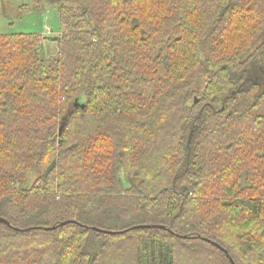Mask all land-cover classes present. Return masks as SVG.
Listing matches in <instances>:
<instances>
[{"label": "trees", "instance_id": "obj_1", "mask_svg": "<svg viewBox=\"0 0 264 264\" xmlns=\"http://www.w3.org/2000/svg\"><path fill=\"white\" fill-rule=\"evenodd\" d=\"M31 1L59 51L0 35V264H264V0Z\"/></svg>", "mask_w": 264, "mask_h": 264}, {"label": "rangeland", "instance_id": "obj_2", "mask_svg": "<svg viewBox=\"0 0 264 264\" xmlns=\"http://www.w3.org/2000/svg\"><path fill=\"white\" fill-rule=\"evenodd\" d=\"M49 28V32H46ZM60 33V24L57 12L49 6L35 7L31 0H0V35L4 34H38L44 39L41 43L39 54L49 63L55 59L59 47L53 38ZM34 172L30 174L29 187L35 180ZM115 245V244H114ZM112 245V246H114ZM112 256L120 254L119 251H110ZM185 254L179 257L176 264H187Z\"/></svg>", "mask_w": 264, "mask_h": 264}, {"label": "water", "instance_id": "obj_3", "mask_svg": "<svg viewBox=\"0 0 264 264\" xmlns=\"http://www.w3.org/2000/svg\"><path fill=\"white\" fill-rule=\"evenodd\" d=\"M197 100L194 99V103H196ZM79 104L77 102L74 103V107H78ZM81 109H83V105L80 106ZM62 130V127L60 128V132ZM76 222L75 221H66V222H62L60 223L58 226H53L51 228H44L43 230L45 231H52V230H55L57 227H64L65 225H68V224H75ZM0 224H3V225H6V226H9V223L6 222L4 219L0 218ZM155 228H158V229H164V227L162 226H151V225H140V226H134L132 227L130 230H137V229H155ZM38 229H42V228H38ZM92 231H95V232H98V233H102V234H108V235H114V234H119V232H108V231H104V230H100V229H97V228H90ZM205 242H208L209 244H212L213 246H215L216 248H218L219 250H221L227 257V259L229 260L230 264H235L233 262V260L229 257V255L227 254V252L225 250H223L219 245L211 242V241H208V240H204Z\"/></svg>", "mask_w": 264, "mask_h": 264}, {"label": "built area", "instance_id": "obj_4", "mask_svg": "<svg viewBox=\"0 0 264 264\" xmlns=\"http://www.w3.org/2000/svg\"><path fill=\"white\" fill-rule=\"evenodd\" d=\"M46 32H47V33L49 32V28H46Z\"/></svg>", "mask_w": 264, "mask_h": 264}]
</instances>
